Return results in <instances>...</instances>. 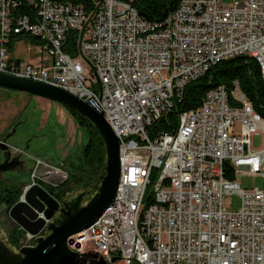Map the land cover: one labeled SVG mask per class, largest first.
<instances>
[{
  "label": "built area",
  "instance_id": "1",
  "mask_svg": "<svg viewBox=\"0 0 264 264\" xmlns=\"http://www.w3.org/2000/svg\"><path fill=\"white\" fill-rule=\"evenodd\" d=\"M25 36L40 47L33 61L16 50ZM238 54L252 55L264 79V0H181L161 19L129 0H0V71L71 91L119 137L116 194L68 237L70 249L119 256L111 264H264V189L236 178L264 176V115L240 80L210 87L177 125L153 129L189 81ZM36 158L34 176H68ZM232 192L238 209L224 206Z\"/></svg>",
  "mask_w": 264,
  "mask_h": 264
},
{
  "label": "water",
  "instance_id": "2",
  "mask_svg": "<svg viewBox=\"0 0 264 264\" xmlns=\"http://www.w3.org/2000/svg\"><path fill=\"white\" fill-rule=\"evenodd\" d=\"M0 85L47 96L76 109L96 124L107 146L106 173L99 190L85 204H81L83 193L61 200L43 184V179L25 185L19 199L9 208L10 215L32 235L45 227L48 233L35 238L34 245L23 244L15 253L0 235V264H111L119 256L109 255L107 261L94 249L82 253L73 251L67 240L93 223L113 200L120 179L119 137L102 111L63 87L2 71ZM0 148L3 149L0 178L30 181L33 162L20 158L23 153L19 151L13 153L7 138L0 140Z\"/></svg>",
  "mask_w": 264,
  "mask_h": 264
},
{
  "label": "rangeland",
  "instance_id": "3",
  "mask_svg": "<svg viewBox=\"0 0 264 264\" xmlns=\"http://www.w3.org/2000/svg\"><path fill=\"white\" fill-rule=\"evenodd\" d=\"M39 49L40 47L35 41L28 36L16 43L17 53L30 61L35 59ZM81 60L87 67L91 66L85 57H81ZM74 118L67 105L59 100L0 85V140L7 138L9 147L14 153L19 151L20 148L25 149V152H21L23 153L22 159H29L33 162L29 173L30 181L3 180L10 183L28 184L35 177L37 182L39 179H43L48 184L57 185V182L61 179L60 176H56L57 179H52L56 183H51L52 180L47 179L43 173L37 174L39 171L36 172L35 176L33 175L36 157L56 163L61 162L64 158V163L57 165L66 170L69 176L73 163L79 162L87 141V131ZM76 126H78V129ZM66 140L67 143L64 144ZM261 144L262 135L260 133L255 134L254 146H260ZM70 146L71 148H69ZM65 149L68 152L66 154L64 153ZM0 155L3 156V149L1 148ZM236 178L243 187H260L264 189L263 175L237 173ZM67 186L69 188L62 194L63 196L66 195L67 199H72L83 193L81 204H85L92 197V186L83 185L76 180L70 181ZM151 186L150 184V188ZM241 202L242 196L240 193H225L223 196L224 206L228 209L240 208ZM15 222L10 215L9 208L6 205L0 206V235L12 250L18 251L20 247L12 245L8 240L9 231ZM47 233L48 230L44 233H38L34 237L38 238V236ZM23 242L27 245L35 244L32 239L24 238Z\"/></svg>",
  "mask_w": 264,
  "mask_h": 264
},
{
  "label": "trees",
  "instance_id": "4",
  "mask_svg": "<svg viewBox=\"0 0 264 264\" xmlns=\"http://www.w3.org/2000/svg\"><path fill=\"white\" fill-rule=\"evenodd\" d=\"M129 1L147 18L161 19L174 10L181 0ZM70 42L67 50L74 51L73 41L70 40ZM235 78L240 80L242 89L252 100L255 108L264 115V79L261 75L260 65L252 55L238 54L217 61L206 73L189 81L185 85L182 95L174 96L171 109L153 124V129H168L177 125L180 112L201 104L210 87L221 83L231 85ZM67 107L78 124L87 131V141L83 147L79 162L76 164L73 163V168L69 172V176L55 186L46 182H43V184L52 193L55 194V191H59L60 194H63L69 188L67 186L68 183L76 180L83 185L92 186L94 194L99 190L102 177L106 173V142L102 133L90 118L68 105ZM229 176L233 177V174ZM151 180L153 182L154 176ZM26 184L10 183L0 178V206L6 205L7 208H10L19 199ZM146 199L149 203L153 198L150 194H147ZM26 237V229L15 222L8 234L9 242L16 247H21ZM34 239L35 237L33 236L32 240L34 241ZM34 243H36V239Z\"/></svg>",
  "mask_w": 264,
  "mask_h": 264
},
{
  "label": "crops",
  "instance_id": "5",
  "mask_svg": "<svg viewBox=\"0 0 264 264\" xmlns=\"http://www.w3.org/2000/svg\"><path fill=\"white\" fill-rule=\"evenodd\" d=\"M72 116V115H71ZM73 118V117H72ZM75 119V118H74ZM75 121H76V119H75ZM77 122V121H76ZM78 123V122H77ZM78 125V124H77ZM76 128L78 129V126H76ZM67 143V140H66V142L64 143V144H66ZM62 145H63V143H62ZM72 146V145H71ZM71 146L69 147V148H71ZM13 153H14V151H12ZM16 152V151H15ZM65 154L66 153H68L67 151H66V149H65V152H64ZM1 157H2V155H0ZM69 157V156H68ZM20 158H22V155L20 156ZM64 158L62 159V161L61 162H59V163H56V162H52V161H49V160H46V161H48V162H50V163H53L54 165H57V164H60V163H64ZM71 163H72V161H71Z\"/></svg>",
  "mask_w": 264,
  "mask_h": 264
},
{
  "label": "flooded vegetation",
  "instance_id": "6",
  "mask_svg": "<svg viewBox=\"0 0 264 264\" xmlns=\"http://www.w3.org/2000/svg\"><path fill=\"white\" fill-rule=\"evenodd\" d=\"M0 157H1V156H0ZM55 194H56L61 200L67 199L66 195L63 196L62 194H60L59 191H58V192L55 191ZM11 250H12V249H11ZM13 252L15 253V252H18V251L13 250Z\"/></svg>",
  "mask_w": 264,
  "mask_h": 264
}]
</instances>
